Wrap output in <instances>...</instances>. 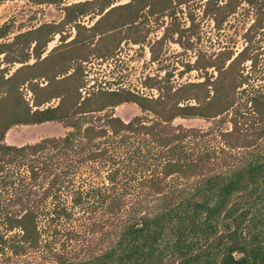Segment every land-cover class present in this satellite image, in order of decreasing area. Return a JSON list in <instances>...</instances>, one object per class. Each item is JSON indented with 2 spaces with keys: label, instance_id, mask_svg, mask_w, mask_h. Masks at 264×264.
Wrapping results in <instances>:
<instances>
[{
  "label": "trees",
  "instance_id": "16d2710c",
  "mask_svg": "<svg viewBox=\"0 0 264 264\" xmlns=\"http://www.w3.org/2000/svg\"><path fill=\"white\" fill-rule=\"evenodd\" d=\"M131 1L117 6L130 7ZM86 4L91 1L65 10ZM109 5L110 0L100 4L101 9ZM144 6L152 8L151 1ZM57 26L44 23L18 33L13 41L0 43V54L23 39L34 42L32 54L39 58ZM241 54L226 57L231 58L229 69ZM28 56L21 48L10 61L23 63ZM35 66L21 64L6 78L0 75L3 95L13 100L0 111V188L10 190L0 199V255L21 256L44 247L48 264H264L263 94L252 91L244 98V108L248 104L252 114L249 124L240 126L237 115L244 112L237 108L227 119L229 129L218 133L220 145L201 146L210 129L185 128L172 120L225 121L236 86L221 95L220 76L210 83L167 88L154 98L122 88H100L81 97L77 84L70 89L50 86L53 80L65 85L66 77L47 78L43 86L32 80L44 75L16 78ZM24 82L33 94L43 92L34 95L31 106L19 94ZM53 97L58 98L55 105L40 107ZM124 102L152 117L122 120L113 108ZM52 121L69 129L18 146L3 140L13 125ZM9 165L23 167V172L13 175ZM82 168L103 170L104 182L93 185L78 175Z\"/></svg>",
  "mask_w": 264,
  "mask_h": 264
},
{
  "label": "rangeland",
  "instance_id": "374dc122",
  "mask_svg": "<svg viewBox=\"0 0 264 264\" xmlns=\"http://www.w3.org/2000/svg\"><path fill=\"white\" fill-rule=\"evenodd\" d=\"M36 1L0 0V26L5 27L0 43L11 42L16 34L44 23H58L57 32L46 42L39 58L32 54L34 42L28 44L23 39L15 41L6 54L1 53L0 75L3 78L21 64L36 62L34 68L23 69L16 78L33 73L44 75L32 80L43 86L47 78L66 77L63 78L65 85L53 80L50 86L70 89L77 84L81 97L100 88H122L154 98L164 94L167 88L173 90L183 83L206 79L210 83L220 76L221 95L229 87L236 86L233 91L235 104L224 116L225 121L220 122L217 117H176L172 124L200 131L210 129L211 133L203 137L199 144L218 147V133L229 129L227 119L235 109L244 112L242 116L237 115L239 123L249 124L252 121L248 104L246 109L243 104L249 92L257 91L264 95V0H132L130 7L117 6L130 0H110V5L103 9L100 6L102 0H90L91 4L72 7L68 11L66 6L86 0ZM150 1L152 8L147 9L144 5ZM113 6L116 7L107 11ZM65 13L69 20L65 19ZM123 22L128 23L120 24ZM21 48L28 52L27 60L23 63L11 62V57H16ZM240 51L242 56L229 69V60ZM46 55L45 62H38ZM227 56L231 58L226 60ZM4 88L5 84L1 83L0 111L13 101L10 95H3ZM207 88V91L211 89L209 85ZM18 89L23 101L30 106L34 95H43L42 91L33 94L27 82ZM196 91L204 94V90L197 88ZM57 101L58 98L53 97L40 107L55 105ZM187 101L193 103L192 99ZM113 113L122 120L134 115H142L144 120L152 117L131 102L115 106ZM241 124L242 127L246 125ZM68 129L55 121L17 124L5 131L3 140L18 146L43 137L62 136ZM261 143L264 148V137ZM8 168L15 172L13 175L22 173L24 169L16 165H9ZM78 175L93 185L104 182L103 170L95 172L82 168ZM9 193L7 186L1 187L0 199ZM43 219L40 217L38 221L40 229ZM54 223L59 228L58 222ZM73 224L77 226L76 221ZM66 225L63 223V226ZM47 230L49 227L42 237L46 238L45 233L49 235ZM46 255L44 247L21 256L9 255L5 251L0 255V264H48Z\"/></svg>",
  "mask_w": 264,
  "mask_h": 264
}]
</instances>
